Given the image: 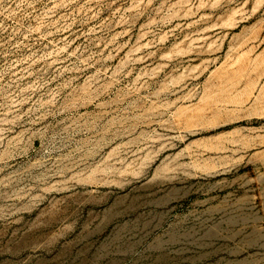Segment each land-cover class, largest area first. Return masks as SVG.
<instances>
[{
    "label": "rangeland",
    "instance_id": "rangeland-1",
    "mask_svg": "<svg viewBox=\"0 0 264 264\" xmlns=\"http://www.w3.org/2000/svg\"><path fill=\"white\" fill-rule=\"evenodd\" d=\"M0 264H264V0H0Z\"/></svg>",
    "mask_w": 264,
    "mask_h": 264
}]
</instances>
